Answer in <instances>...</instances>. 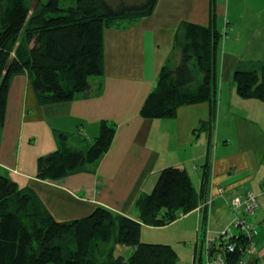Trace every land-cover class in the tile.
I'll use <instances>...</instances> for the list:
<instances>
[{"label":"crops","instance_id":"crops-1","mask_svg":"<svg viewBox=\"0 0 264 264\" xmlns=\"http://www.w3.org/2000/svg\"><path fill=\"white\" fill-rule=\"evenodd\" d=\"M217 15L223 40L216 117L209 127L203 126L211 119L207 102L182 106L174 118L141 116L163 66L173 57L175 63L179 60L175 37L180 25L211 22L210 0H158L150 16L105 29L104 76L92 80L100 93L41 105L28 73L14 76L5 124L0 127V176L34 190L60 222L85 218L98 207L138 219L135 203L153 190L162 170L186 169L201 192L203 167L208 164L199 207L166 227L143 226L142 241L175 248L176 242L158 232L177 224L185 227L187 222L189 235L177 236L176 241L188 239L191 245L175 248L179 264H211L203 240L206 228L217 235L229 227L234 219L231 197L250 190L258 195L259 210L252 219L258 253L249 264H264V101L240 97L234 78L237 70L264 71V0H218ZM104 120L117 130L95 173L59 180L37 177L38 158L57 150L59 133L66 134L72 145L86 148ZM210 199L214 202L209 209Z\"/></svg>","mask_w":264,"mask_h":264},{"label":"trees","instance_id":"trees-1","mask_svg":"<svg viewBox=\"0 0 264 264\" xmlns=\"http://www.w3.org/2000/svg\"><path fill=\"white\" fill-rule=\"evenodd\" d=\"M73 1L74 5L65 6ZM157 1L0 0V127L5 124L11 81L18 74L28 73L41 105L100 93L92 80L104 76L105 29L150 16ZM217 4L218 0H210L209 25H180L175 37L179 60L163 66L141 109L143 118H174L182 106L207 102L211 119L203 126L209 127L215 119L223 40ZM234 78L240 97L264 101V71L237 70ZM116 130L115 124L102 121L88 148L72 145L66 134L59 133L57 150L38 158L37 177L59 180L95 173ZM203 169L201 192L186 169L162 170L153 190L135 203L138 219L98 207L85 218L67 222L57 221L34 190L1 175L0 264H179L172 245L142 241L143 226L166 227L196 210L206 190L208 164ZM203 240L206 243V237ZM118 245L133 249L128 260L124 255L115 257ZM208 250L210 261L214 249ZM227 256L234 264L239 253Z\"/></svg>","mask_w":264,"mask_h":264},{"label":"built area","instance_id":"built-area-1","mask_svg":"<svg viewBox=\"0 0 264 264\" xmlns=\"http://www.w3.org/2000/svg\"><path fill=\"white\" fill-rule=\"evenodd\" d=\"M225 190H220V196L225 198ZM214 199H210L206 205L212 206ZM229 208L234 214L232 224L217 235L210 234L206 228V246L213 248L211 264H230L228 253H239V258L234 264H249V259L258 253L257 242L255 240L257 227L252 222L256 212L259 210L258 195L253 191L247 190L244 193L231 197ZM202 227L199 231H202ZM238 230L239 233H236ZM242 238L241 243H233L232 241ZM245 241V243H244ZM223 243V246H217Z\"/></svg>","mask_w":264,"mask_h":264},{"label":"rangeland","instance_id":"rangeland-1","mask_svg":"<svg viewBox=\"0 0 264 264\" xmlns=\"http://www.w3.org/2000/svg\"><path fill=\"white\" fill-rule=\"evenodd\" d=\"M116 1V0H115ZM140 1H142V0H127V2L128 3H136V2H140ZM75 1H73V2H67L66 4H65V6L66 7H69V6H71V5H74L75 3H74ZM218 16V15H217ZM175 60V58L173 57L172 58V61H174ZM173 63V62H172ZM174 63H175V61H174ZM86 148H88V147H86ZM21 186V185H20ZM225 195V194H224ZM208 208L210 209L211 208V206H208ZM234 215V214H233ZM189 224L187 223V222H185V227L184 226H182V224H177V225H175V226H173V227H170V228H167L166 230H164V231H160V232H158V234L161 236V238H166L167 240H171V242L172 243H174L175 244V242H176V244H175V248H179L178 246V244H181L182 246H184V249H187V247L189 246L190 247V245L191 244H188V239H184V241H182V243H177V239H176V237L177 236H179V237H185V236H188L189 235ZM168 237V238H167ZM180 240H183V239H180ZM118 246H120L121 248H119L118 247V249L120 250V251H118L117 250V252H116V254H115V257L116 258H120V256L121 255H124L125 257H126V259L128 260V257H130V255H131V253H127V247L125 246V245H118ZM194 245H192V247H193ZM122 247H125V248H122ZM192 249V248H191ZM122 251V252H121ZM184 251H186V250H184ZM182 254V253H181Z\"/></svg>","mask_w":264,"mask_h":264},{"label":"water","instance_id":"water-1","mask_svg":"<svg viewBox=\"0 0 264 264\" xmlns=\"http://www.w3.org/2000/svg\"><path fill=\"white\" fill-rule=\"evenodd\" d=\"M215 247V245H212V247H210V250H212Z\"/></svg>","mask_w":264,"mask_h":264}]
</instances>
